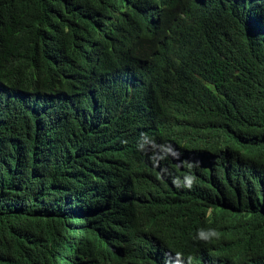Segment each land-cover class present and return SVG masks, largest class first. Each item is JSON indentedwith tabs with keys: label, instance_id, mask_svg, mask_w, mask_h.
Listing matches in <instances>:
<instances>
[{
	"label": "trees",
	"instance_id": "16d2710c",
	"mask_svg": "<svg viewBox=\"0 0 264 264\" xmlns=\"http://www.w3.org/2000/svg\"><path fill=\"white\" fill-rule=\"evenodd\" d=\"M181 248L264 264V0H0V264Z\"/></svg>",
	"mask_w": 264,
	"mask_h": 264
},
{
	"label": "clouds",
	"instance_id": "9594fccd",
	"mask_svg": "<svg viewBox=\"0 0 264 264\" xmlns=\"http://www.w3.org/2000/svg\"><path fill=\"white\" fill-rule=\"evenodd\" d=\"M196 251L199 252L198 257H205L208 260L212 261L213 263L218 262L221 258L218 256L217 246L215 244L211 245L210 243H202L194 245ZM174 263L173 264H189L191 259L200 260L190 253H188L185 249L180 252H176L174 256ZM206 263H209L206 260H200Z\"/></svg>",
	"mask_w": 264,
	"mask_h": 264
}]
</instances>
